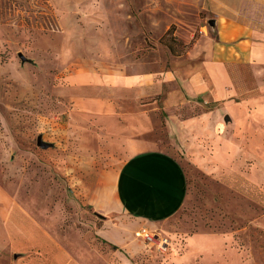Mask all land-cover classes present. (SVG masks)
<instances>
[{
  "label": "rangeland",
  "instance_id": "obj_1",
  "mask_svg": "<svg viewBox=\"0 0 264 264\" xmlns=\"http://www.w3.org/2000/svg\"><path fill=\"white\" fill-rule=\"evenodd\" d=\"M206 5L0 0V264H264V119L238 133L226 108L264 118V77L244 67L247 90L211 94L223 47ZM115 75L140 82L119 89ZM141 149L186 177L183 205L157 226L113 201Z\"/></svg>",
  "mask_w": 264,
  "mask_h": 264
},
{
  "label": "crops",
  "instance_id": "obj_2",
  "mask_svg": "<svg viewBox=\"0 0 264 264\" xmlns=\"http://www.w3.org/2000/svg\"><path fill=\"white\" fill-rule=\"evenodd\" d=\"M206 10L212 15L218 41L223 47L222 52L214 54L216 60L208 64L210 81L214 84L211 94L223 99L247 90L242 81V68L255 65L259 69L255 72L264 77V0H207ZM227 44H233L234 53L229 54ZM112 81L121 89L137 85L140 78L115 75ZM259 88L264 90V82ZM261 102L260 107L264 109V97ZM226 108L233 112L232 123L238 133L248 130L250 122L258 125L264 119L258 114L250 116L246 108L239 110L236 104ZM239 117L243 118L244 125L238 123ZM229 119L228 123H231ZM228 151L237 153L233 149ZM185 194L186 177L180 163L164 151L141 149L122 163L114 182L113 201L123 212L124 209L132 212L139 227L157 226L179 211ZM132 243L134 239L131 237L124 244Z\"/></svg>",
  "mask_w": 264,
  "mask_h": 264
},
{
  "label": "water",
  "instance_id": "obj_3",
  "mask_svg": "<svg viewBox=\"0 0 264 264\" xmlns=\"http://www.w3.org/2000/svg\"><path fill=\"white\" fill-rule=\"evenodd\" d=\"M214 21H211L210 24H213ZM19 59L21 60L22 63L27 62L28 60L21 54H18ZM230 121L228 116H224V122L228 123ZM37 146L42 148V149H46L49 145L44 143L40 137L37 138Z\"/></svg>",
  "mask_w": 264,
  "mask_h": 264
},
{
  "label": "built area",
  "instance_id": "obj_4",
  "mask_svg": "<svg viewBox=\"0 0 264 264\" xmlns=\"http://www.w3.org/2000/svg\"><path fill=\"white\" fill-rule=\"evenodd\" d=\"M135 238H139L146 243H151L153 242L154 236H151L146 229H141L140 231L135 232Z\"/></svg>",
  "mask_w": 264,
  "mask_h": 264
}]
</instances>
